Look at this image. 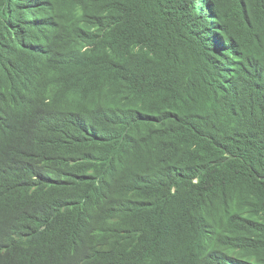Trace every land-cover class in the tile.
Instances as JSON below:
<instances>
[{"label":"trees","instance_id":"trees-1","mask_svg":"<svg viewBox=\"0 0 264 264\" xmlns=\"http://www.w3.org/2000/svg\"><path fill=\"white\" fill-rule=\"evenodd\" d=\"M0 264H264V0H0Z\"/></svg>","mask_w":264,"mask_h":264}]
</instances>
